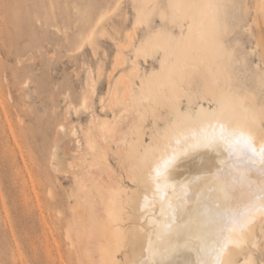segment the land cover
Segmentation results:
<instances>
[{"label":"rangeland","instance_id":"rangeland-1","mask_svg":"<svg viewBox=\"0 0 264 264\" xmlns=\"http://www.w3.org/2000/svg\"><path fill=\"white\" fill-rule=\"evenodd\" d=\"M259 1L264 2L0 0V264H74L65 233L76 189L69 175L53 167L98 158L105 151L90 121L92 114L111 120L98 97L106 89L115 45L106 36H97V50L86 43L99 21L114 38L131 33L129 60L134 49L145 52L134 89L150 98L143 147L174 112H218L207 94L179 81L181 62L194 65L214 93L232 99L244 119L264 133V16L256 12ZM209 6L213 26L207 40L187 50L189 18ZM99 65L102 75L92 108L67 115V106L78 108L86 94L88 68L97 77ZM72 127L78 129L79 144ZM108 161L119 173L115 160L109 156ZM122 182L129 192L136 188ZM252 229L251 242L228 250L229 264H242L249 255L251 264H264V228ZM118 259L123 261V254Z\"/></svg>","mask_w":264,"mask_h":264},{"label":"bare ground","instance_id":"bare-ground-1","mask_svg":"<svg viewBox=\"0 0 264 264\" xmlns=\"http://www.w3.org/2000/svg\"><path fill=\"white\" fill-rule=\"evenodd\" d=\"M255 8L257 13L264 16V2H257ZM212 14L211 6L202 7L194 17L189 18L185 37L187 43H184L187 50L207 40L213 26ZM98 27V30L92 29L87 35L86 43L97 50V36H106L115 45L106 89L98 97L101 111H108L111 120L100 121L92 114L90 121L105 151L98 158H80L67 163L64 168L53 167L55 171L69 175L76 189V205L69 215L70 222L65 233L68 254L73 257L74 264H139L148 258L147 249L151 241L153 247L160 251L156 259L164 260L165 264L168 260L172 264H195L200 258L198 213L204 211V204H211L218 198L222 204L225 203L223 194L215 190L217 182L214 174L224 167L228 153L220 146L211 150L201 148L180 157L171 170L170 180L166 185L161 180L159 190L152 179L154 163L173 148L181 147L185 137L190 140L193 133L199 132L209 122L218 121L251 130L257 144L264 141V133L244 119L242 111L232 99L214 93L195 71L194 65L181 62L176 72L179 81L207 94L218 106V112L202 113V109L199 110L201 113L195 115L174 112L172 119L163 128L154 131L150 142L143 147L150 98L143 94L137 95L134 89L140 60L145 58V52L134 49L129 60L128 53L133 48L131 33L126 32L122 38H114L103 26V20L99 21ZM259 42L258 45L262 47L263 44ZM101 75L100 65L97 77L88 68L85 75L86 94L78 108L67 106V115L73 110L72 113L77 116L92 108ZM153 103L158 102L153 99ZM77 130L72 127L71 134L79 144ZM177 139L181 140V145H177ZM107 156L115 160L119 173L110 165ZM247 176L251 188L247 184L229 188L230 194L236 197L228 202L233 207H243L254 200L252 190L260 183L261 177L256 171L247 173ZM224 179L230 181L231 177L226 176ZM122 180L134 183L136 188L127 191ZM189 182L194 183L189 185ZM198 196L203 197L199 203ZM169 205L176 209L174 222ZM124 216L132 221L130 227ZM165 224H171L169 234L158 238ZM256 225L259 230L264 228V216L256 215L254 223L244 233L240 247H228L221 258L224 264H229L227 254L230 248L240 249L246 242H251L250 234ZM189 239L193 250L181 249L178 254L170 257L166 255L165 250L178 240L183 243ZM119 254H123V261L118 259ZM250 257L243 259L242 264H251Z\"/></svg>","mask_w":264,"mask_h":264},{"label":"snow or ice","instance_id":"snow-or-ice-1","mask_svg":"<svg viewBox=\"0 0 264 264\" xmlns=\"http://www.w3.org/2000/svg\"><path fill=\"white\" fill-rule=\"evenodd\" d=\"M177 145H181V140H176ZM223 146L228 159L224 162V167L218 169L214 174L217 182L216 191L223 194L221 203L219 198L211 204H204V211L198 213L200 235L197 237L200 241L198 255L200 258L195 264H224L221 259L228 247H240L243 243L244 233L249 226L254 223L257 214L264 216V141L257 144L256 137L251 130H245L240 127L230 126L221 122H209L204 125L199 132L193 133L191 139L185 137L181 147L173 148L170 153L162 155L153 165L152 179L156 183L157 190L160 189L161 180L165 185L170 180L171 170L177 165L180 157L188 155L190 152L201 148L218 149ZM259 165V168H256ZM256 171L261 177L260 183L252 190L254 200L243 207H233L229 201L236 199L233 197L229 188L235 185L247 184L251 188V181L247 173ZM229 176L231 180H225ZM194 182H189V185ZM181 187L187 188L182 185ZM198 203L203 197L198 196ZM186 202V201H185ZM173 222L175 220V208L169 205ZM171 224L163 226L162 233L158 238L168 235ZM181 249L193 250L191 240H185L183 243L177 241L176 244L165 250L167 256L178 254ZM149 256L145 261L139 264H165L164 260H158L160 255L158 248L153 247L149 241L147 249ZM136 264V262H133ZM167 264H172L168 260Z\"/></svg>","mask_w":264,"mask_h":264}]
</instances>
